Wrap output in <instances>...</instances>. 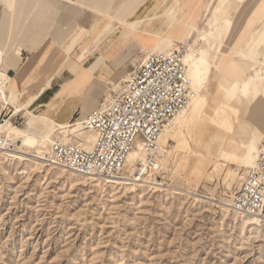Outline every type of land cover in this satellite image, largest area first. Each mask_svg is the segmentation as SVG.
<instances>
[{"label":"rangeland","instance_id":"1","mask_svg":"<svg viewBox=\"0 0 264 264\" xmlns=\"http://www.w3.org/2000/svg\"><path fill=\"white\" fill-rule=\"evenodd\" d=\"M144 1L114 0L112 21L106 18L108 26H97L81 40L67 61L88 66L104 57L80 71L86 81L99 68L96 108L146 53L189 45L198 57L197 102L181 125L168 127L158 169H142L143 186H103L55 166L0 159V264H264V229L244 224L224 206L264 141V0H148L129 16ZM163 13L173 20L174 33L145 30L143 44L128 41L111 50L120 32L131 31L137 21L120 25L118 14L146 19L142 26H163ZM229 22V33L220 38L197 37L198 30L214 34ZM246 80L258 90L250 104L237 100ZM42 118L27 109L14 126L41 135L55 125ZM87 132L70 126L55 135L89 148ZM139 145L131 152H140L138 161L132 167L126 161L129 176L144 163ZM153 179L159 187L147 184Z\"/></svg>","mask_w":264,"mask_h":264},{"label":"crops","instance_id":"2","mask_svg":"<svg viewBox=\"0 0 264 264\" xmlns=\"http://www.w3.org/2000/svg\"><path fill=\"white\" fill-rule=\"evenodd\" d=\"M113 1L0 0V71L9 76L8 92L10 99H13V106L20 111L19 116L24 119L25 110L30 109L33 114L44 115L42 120L48 121L49 118L55 123H70L78 114L80 118H84L85 116H81L83 110L90 112L94 108L96 96L93 81L99 68L86 81L80 71L87 70L104 57H97L88 66H77V63L75 65L67 60L70 59V52L97 26H108L107 22L112 21L108 14L114 6ZM147 1L129 16L136 14ZM129 6L131 3L125 5L124 10L127 11ZM169 9L168 7L167 10ZM164 13L160 16L164 17ZM120 15L116 16L120 25L126 21H137L135 26L130 27L131 31L123 29L120 32L111 48L112 51L120 49L121 45L128 41L143 44L147 39L145 30L161 35L175 32L171 29L174 25L170 21L173 20L165 17L162 25L167 24L166 29L163 26H142L146 19L128 20L129 16L125 19ZM231 25L232 22H229L222 31L214 34L203 33L201 30L196 32L203 34L204 41L206 38L217 39L229 33ZM84 26L92 27L82 31ZM109 38L110 35H105L104 41ZM170 51L171 48H164L146 55ZM195 70L196 65L192 71L193 78ZM74 80L76 82L72 83ZM249 81L252 89L248 92L249 102L246 104L252 103L258 93L254 83ZM65 84L67 87H63ZM18 103L22 108L17 107ZM77 146L84 147L82 144ZM250 153L253 155V150L250 149Z\"/></svg>","mask_w":264,"mask_h":264},{"label":"built area","instance_id":"3","mask_svg":"<svg viewBox=\"0 0 264 264\" xmlns=\"http://www.w3.org/2000/svg\"><path fill=\"white\" fill-rule=\"evenodd\" d=\"M184 53L185 49H174L146 55L126 73L118 90L108 89L96 108L78 118L82 130L95 133L92 148L56 142L51 147L52 164L78 175L116 180L140 142L146 157L138 170L156 171L158 136L189 100ZM5 75L0 71V126L10 119L17 125L23 118L11 102L9 76ZM230 207L257 219L264 228V141L255 167L231 196Z\"/></svg>","mask_w":264,"mask_h":264},{"label":"bare ground","instance_id":"4","mask_svg":"<svg viewBox=\"0 0 264 264\" xmlns=\"http://www.w3.org/2000/svg\"><path fill=\"white\" fill-rule=\"evenodd\" d=\"M198 38H202L203 34L198 33L197 34ZM168 53V52H165ZM153 54V53H152ZM184 64L186 66V77L188 80V88H189V100L187 105L179 112L177 113L169 122L168 126L162 131V133L158 136L157 139V152H156V161L158 163V154H160L163 149L162 146L164 145L167 136H168V130L171 127H175L178 125H181L183 123V120L185 119V115L191 111L197 102L198 99V86L197 84H194L193 81V67L198 59L196 52L192 47H189V45L186 46L185 48V53H184ZM67 66V65H65ZM66 68V67H64ZM63 75V74H62ZM191 75V76H190ZM192 77V80L190 79ZM62 79V78H61ZM252 89V84L249 80H246L245 82L241 83V87L238 91L237 94V100L242 101L246 103V99L248 98V90ZM13 101V100H12ZM16 112H19L18 109H16ZM82 113V112H81ZM85 114L84 112L82 113V117H84ZM11 120L7 121L3 126H0V136L3 137L4 142L0 145V159L2 160H7V161H18V162H30L35 164L36 166L40 165H45V166H50L53 167L54 165L51 162L52 159V154H51V147L53 146L54 143L60 142L63 144H71V143H64L59 140L55 133L61 130H64L68 127L72 126H78L80 127V122L76 123L74 125H68V123H55L54 127H50L47 130H45L41 135H37L33 132H31V128L28 129H23L20 130L18 127H15L14 125L11 124ZM169 127V129H168ZM88 134H90L91 138V146L89 148H84L86 150H90L94 144L95 141V133L92 131H88ZM17 135V137L14 136ZM139 144V143H138ZM138 144L136 147H138ZM140 150L142 151V154H144V162H145V151H144V146L143 144L140 146ZM251 148V147H250ZM132 152V151H131ZM129 153L127 156V164L129 167H132L134 163L138 161V158L140 156V152H135V153ZM259 153V148L258 152L255 156V159L253 162L250 164L251 169L255 167L256 160L258 157ZM131 154V155H130ZM143 164V163H142ZM249 165V166H250ZM135 167V166H134ZM56 168L64 171V172H69L72 174H75L71 172L70 170L66 169L65 167H58ZM126 168V167H125ZM128 170L123 171V174L120 178L116 180H107L99 177H92V176H82L75 174L77 176H81L82 178H86L88 180H91L93 182H96L98 185H107L111 187L115 186H143L144 182L141 179L140 175L137 176L136 174L141 173L142 171L140 170H135L131 169V174L130 176L127 174ZM144 171L142 172L143 175ZM141 175V176H142ZM148 181V180H147ZM148 185H154V186H160L158 185L155 180H151L150 182H147ZM178 193V192H176ZM180 193V192H179ZM226 208V211L232 212L233 214L239 215L242 222L244 224H247L248 226H254L257 229H264L259 221L255 218L249 217L244 214H240L236 211H234L231 207L230 204H225L224 205Z\"/></svg>","mask_w":264,"mask_h":264}]
</instances>
